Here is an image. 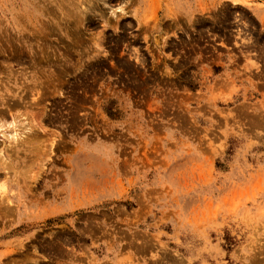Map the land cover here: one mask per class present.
Listing matches in <instances>:
<instances>
[{
	"label": "rangeland",
	"instance_id": "374dc122",
	"mask_svg": "<svg viewBox=\"0 0 264 264\" xmlns=\"http://www.w3.org/2000/svg\"><path fill=\"white\" fill-rule=\"evenodd\" d=\"M0 149V264H264V0H0Z\"/></svg>",
	"mask_w": 264,
	"mask_h": 264
},
{
	"label": "bare ground",
	"instance_id": "6f19581e",
	"mask_svg": "<svg viewBox=\"0 0 264 264\" xmlns=\"http://www.w3.org/2000/svg\"><path fill=\"white\" fill-rule=\"evenodd\" d=\"M83 16V15H82ZM85 16V15H84ZM83 16V17H84ZM53 25V24H52ZM18 103H14V105H17ZM3 126V125H2ZM18 127V126H17ZM16 134V133H15ZM17 135V134H16ZM7 136V135H6ZM16 141V140H15ZM52 145H53V142L51 143V146H50V148H49V150H52ZM1 150V149H0ZM1 153V152H0ZM1 155H2V153H1ZM49 157H50V154H49ZM1 158V157H0ZM34 178V177H33ZM0 187H3V188H5V184H0ZM9 199H7V201H8Z\"/></svg>",
	"mask_w": 264,
	"mask_h": 264
}]
</instances>
